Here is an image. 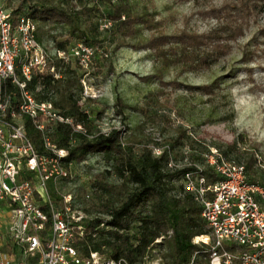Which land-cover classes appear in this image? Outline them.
I'll return each instance as SVG.
<instances>
[{
  "label": "trees",
  "instance_id": "1",
  "mask_svg": "<svg viewBox=\"0 0 264 264\" xmlns=\"http://www.w3.org/2000/svg\"><path fill=\"white\" fill-rule=\"evenodd\" d=\"M91 1H102L108 5V10L100 14L99 8L90 5ZM223 1L221 6L201 11L203 17L210 16L217 22L210 31L197 33L182 29L171 34L163 30L164 18L134 11L129 0H8V6L15 15L25 13L37 21L39 41L55 43L60 49H66L74 40L84 42L106 56L101 39L105 31L100 30L101 20L98 21L99 16H103L113 23L107 31H115L119 36L115 49L131 47L153 52L162 62L158 77L164 82L162 73L166 68L182 65L184 69L195 70L211 66L231 51V42L243 36L245 24L257 5H253L252 0ZM143 29L149 31L148 38L132 42ZM259 35L264 38V28ZM259 53V49H255L250 54L245 53L244 58L252 60ZM58 65H63L61 78L56 79L50 73H34L29 87L39 101L51 99L64 115L83 124L86 133H77L73 127L59 124L51 135L53 143L67 150V156L62 158L66 164L82 162L90 153H103L111 166L92 178L91 191L82 188L79 195L73 194L74 208L89 216L95 215L84 220L83 235L78 231L76 247L80 255L87 258L92 252H98L109 260L141 264L150 249L160 245L164 264H189L194 257L195 264H209L207 246L194 241L195 237L210 233L202 217V207L185 191L183 184L184 195L176 193L173 182L175 177H183L191 168L171 171L168 151L155 156L150 148H141L139 141L130 138L123 141L119 130L91 136L93 120L81 104L83 87L78 68L72 67V63L59 62ZM6 90L14 89L7 83ZM118 103L117 112L122 113L121 98ZM25 128L39 152H46L42 133L30 118L25 119ZM185 133L182 131L181 136ZM180 154V159L175 157L177 160L188 157L204 164L203 153ZM204 165V173L209 182H213L212 168ZM245 165L251 182L264 181L250 172L257 165L255 155H251ZM112 174L121 182H109L107 176ZM50 185L51 195L56 201H62L58 187L53 182ZM104 215L109 218L105 219ZM160 238L162 241L157 242Z\"/></svg>",
  "mask_w": 264,
  "mask_h": 264
},
{
  "label": "built area",
  "instance_id": "2",
  "mask_svg": "<svg viewBox=\"0 0 264 264\" xmlns=\"http://www.w3.org/2000/svg\"><path fill=\"white\" fill-rule=\"evenodd\" d=\"M112 25L102 19L100 30ZM37 32V21L25 13L15 15L8 0H0V264L15 263L10 244L20 247L27 258L38 257L40 264H124L103 261L98 252L87 258L80 255L76 241L87 217L74 208L71 191L60 193L62 201L50 193L49 183L57 186L73 176V162L62 159L67 150L57 148L51 135L59 124L77 133L86 130L51 99L39 101L29 87L34 73L59 79L63 75L59 62L86 69L101 50L84 42L60 49L39 41ZM7 83L14 90L7 91ZM26 118L42 133L46 152H39L29 139ZM166 151L171 169L191 168L183 173L184 189L202 207L210 230L194 240L207 246L209 264H264V181L251 182L245 163L212 148L202 154L215 174L209 182L204 164L188 157L177 163L171 147L154 148L155 156ZM189 264H195V257Z\"/></svg>",
  "mask_w": 264,
  "mask_h": 264
},
{
  "label": "rangeland",
  "instance_id": "3",
  "mask_svg": "<svg viewBox=\"0 0 264 264\" xmlns=\"http://www.w3.org/2000/svg\"><path fill=\"white\" fill-rule=\"evenodd\" d=\"M223 2L129 0L134 11L164 18L163 30L170 34L182 29L197 33L210 31L217 22L210 16L203 17L201 11L221 6ZM251 2L257 8L249 16L243 36L231 42L230 52L211 66L195 70L184 69L182 65L170 66L162 73L164 82L158 77L162 62L153 52L131 47L116 50L118 34L112 30L103 32L101 39L107 56L99 52L86 69L72 64L81 76V104L93 120L91 136L119 130L123 141L129 138L139 141L141 148H150L153 154L155 147H171L179 159L180 152L196 155L212 148L228 159L245 163L255 155L258 166L250 172L255 173L256 179L263 180L264 38L259 32L264 28V0ZM90 5L99 8L100 14L108 10V5L102 1H91ZM102 19L103 16H99L98 21ZM148 36L149 31L143 29L132 42ZM77 42L74 40L71 45ZM255 49L260 51L258 56L245 60L244 54ZM120 98L124 103L122 113L117 112ZM182 131L186 132L184 136H181ZM108 169L111 166L103 153H90L82 162H73L72 178L59 181L57 187L63 194L71 191L79 195L82 188L89 192L92 178ZM107 180L115 184L121 182L115 174L108 175ZM173 182L176 193L184 195L182 177H175ZM84 215L87 219L95 217ZM134 232L135 228L131 233ZM160 241L161 238L157 240ZM11 246L14 264H35L36 260L40 264L38 257L29 260L20 247ZM160 248V245L153 246L141 264H164ZM102 259L107 258L102 255Z\"/></svg>",
  "mask_w": 264,
  "mask_h": 264
}]
</instances>
